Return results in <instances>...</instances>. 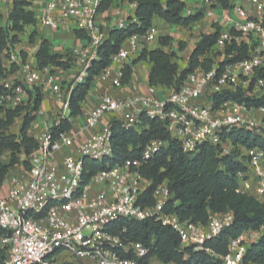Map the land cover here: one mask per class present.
Returning <instances> with one entry per match:
<instances>
[{"label": "built area", "instance_id": "2783aa9c", "mask_svg": "<svg viewBox=\"0 0 264 264\" xmlns=\"http://www.w3.org/2000/svg\"><path fill=\"white\" fill-rule=\"evenodd\" d=\"M100 1L42 0V11L36 16L37 25L58 30L69 22L73 30L81 31L85 36L86 44L66 56L74 63L76 75L70 87L69 84L62 87L57 73H53V66L39 68L35 61L22 60L16 52L9 53L6 59L10 65H16L17 70L14 77L0 81L2 109L23 106L24 96L35 86L41 92L49 90L61 103L52 125L56 127L60 120L67 118L71 89L87 76L89 68L98 59L99 47L108 37V31L98 21ZM249 1L263 13L264 0ZM211 15V12L207 13V16ZM126 25L119 21L115 28ZM223 25L210 52L220 56L212 57V69L198 68L186 77L178 90L169 88L170 92L162 99L151 89L147 94H133L122 100L102 96L86 118L85 127H96L107 114H122V128L139 130L142 114L146 119L163 122L167 133L180 144L187 157L207 144L220 147L219 156L228 155L230 151L226 145L230 141L223 137L234 130L250 131L264 139V117L240 116L238 112L253 110L234 102L224 103L217 109L212 104V97L224 91L239 92L242 98L264 97V78L256 77V72L264 67V28L261 20L251 18L238 6L227 12ZM158 34L156 28L150 27L142 36L133 35L112 56L111 60L121 65L112 82L115 88L122 87L123 66L157 40ZM232 42L237 46L245 44L248 58L218 73L219 62L229 57L225 55V49ZM108 75L109 67L97 77L105 79ZM252 80L254 84L250 88ZM257 87L260 90L255 91ZM49 127L39 137L37 150L26 159L28 168H24V175L9 177L11 188L6 197L0 198L3 264H64L57 261L61 253L76 261L91 259L95 264H137L136 260L144 257L148 249L123 239L125 228L119 234L109 231L119 219L153 220L171 228L178 235L181 248L193 246L195 250H205L203 245L207 240L216 238L231 225L233 216L230 212L210 217L205 226L167 213L165 209L172 195L166 182L154 188L152 205L142 206L144 193L151 182L144 179L141 169L167 146L166 141L152 140L143 147L139 160L125 161L85 179L84 158L102 162L112 156L109 124L78 146L75 154L65 156L58 167L52 166V158L62 149L71 147L72 140L66 133L53 140ZM237 150L236 160L244 169L235 174L236 192L254 196L264 204V153L257 147H237ZM255 233H244L229 240L227 254L218 257L221 264H243L250 244L248 239L254 241Z\"/></svg>", "mask_w": 264, "mask_h": 264}, {"label": "trees", "instance_id": "16d2710c", "mask_svg": "<svg viewBox=\"0 0 264 264\" xmlns=\"http://www.w3.org/2000/svg\"><path fill=\"white\" fill-rule=\"evenodd\" d=\"M34 0H11V11L8 14V25L0 29V81L7 74H13L17 67L10 66L7 71L3 66V53L9 52L14 45L20 42L26 26H35V12L29 9ZM114 0H101L98 12L106 11ZM135 4L134 20L127 21L124 28L108 31V37L98 49V59L93 62L87 72V76L81 83L73 86L70 91L68 105V118L60 120L58 126L52 122L49 131L53 140L59 138L71 130V120L81 116L82 104L88 95L93 80L99 76L111 64L112 56L116 55L127 38L144 35L152 26L153 18L157 17L171 26L186 28L199 22L202 14L181 16L185 10V3L178 0H128ZM222 10L231 12L234 8L232 0H213ZM261 24L264 28V11ZM220 28L214 33L202 35L196 42L190 53L187 66L179 70L178 65L171 60L172 55L165 53L160 48L141 53L122 68L121 84L129 82L132 69L140 61L148 60L151 69L148 74L149 87H166L178 90L186 77L198 68L209 71L213 66L211 49L217 41ZM77 39L85 40L81 31L74 30ZM35 32L30 33L29 42H33ZM171 38L159 37L160 46H167ZM20 58L26 57L20 53ZM225 55L229 56L219 62L218 73H222L227 66L234 65L248 58L247 46H237L235 42L227 45ZM59 54L50 53V43L41 41L36 53L35 64L39 68L46 66L57 67L61 70L70 68V59ZM201 58H204L201 61ZM256 77L264 78V67L256 72ZM252 80L250 88H252ZM71 85V84H70ZM70 85H68L70 87ZM1 91V87H0ZM30 94V102L13 110H4L0 107V189L10 169L20 163L19 154H23V167L28 168L26 159L37 150L36 140L28 136V131L34 121V113L39 109L42 100L41 89L35 87ZM213 108L227 102L244 105L247 110H264L263 98H242L239 92L224 91L212 97ZM22 117L21 124L16 135L8 131L14 120ZM142 126L139 130L124 129L119 121L111 119L112 156L105 161L97 162L87 158L83 159V168L87 172L85 179L99 171L122 165L128 160H139L143 147L152 140L166 141L168 144L161 149L154 158L144 165L141 174L151 183L144 193L142 206L152 205V193L154 188L163 182L167 183L171 199L165 211L175 214L180 220H189L194 224L205 226L209 218L214 215L230 212L233 221L216 238L207 240L203 248L195 250L193 246L180 247L178 235L169 227L162 226L153 220L134 221L119 219L110 228L113 234L121 233L122 228L126 233L123 239H128L141 244L148 249V253L138 258L137 264H221L218 257L227 254L229 240L235 239L244 233L260 232L264 228V204L254 196L237 193L235 174L243 170L242 164L236 160L237 147L245 149L259 148L264 153V139L255 136L250 131L234 130L224 135L228 139L233 150L225 156H219L220 147L202 145L198 152L187 157L182 153L180 144L172 139L165 130L163 122L157 119H146L141 114ZM7 156V162H3ZM4 251L0 250V264H3ZM156 261V263H152ZM243 264H264V232L259 238L249 244Z\"/></svg>", "mask_w": 264, "mask_h": 264}, {"label": "crops", "instance_id": "0c3cea01", "mask_svg": "<svg viewBox=\"0 0 264 264\" xmlns=\"http://www.w3.org/2000/svg\"><path fill=\"white\" fill-rule=\"evenodd\" d=\"M167 0H161L165 3ZM185 3L186 8L181 13V16L186 17L189 15L202 14L203 18L192 24L189 27L182 28L179 26H171L161 19L155 17L152 20V26L157 29L159 37H169L171 41L167 46H160L157 40L145 46L147 51L153 50L155 48H160L167 54L171 55V52L176 53L175 56L172 55L171 60L175 62L179 70L184 69L187 66V61L190 56L191 51L195 47L196 42L200 39L202 35H208L215 32L213 23L217 24L218 28H222L224 25V19L227 11L222 10L219 5L213 1L206 0H178ZM233 6L242 7L245 9L247 14L251 18L262 20L263 13H260L255 5L249 0H232ZM11 0H0V29L7 27L8 14L11 11ZM43 7L42 0H34L29 9L35 12V18L41 13ZM134 10L135 4L130 3L128 0H114L111 6L104 12L99 13L98 21L102 28L106 31L115 29L116 24L119 21L134 20ZM211 12V16H207V13ZM73 27L69 22L60 27L58 30H50L41 27L35 23V26H26L22 35L20 36V42L14 45L9 52L3 53V66L8 71L10 69L9 62L6 59L7 54L16 52L18 54L23 53L26 59L35 61V53L41 43V41L46 40L50 43V53L59 54L65 56L67 49L82 47L86 44L85 40L77 39L73 34ZM35 32L33 42L28 41L30 33ZM182 42V49L179 53L178 44ZM136 57H133L127 61L130 63ZM121 69V65L118 61H112L109 66V75L105 78L95 77L91 88L86 96L85 101L82 104V114L81 116L71 120V130L66 133V135L71 138L72 146L69 148H64L57 152L52 158V166L58 167L61 160L67 156L76 153V149L81 144L87 142L95 134L99 133L103 127L109 124L111 119H115L121 122L124 118L122 114H107L101 120V122L94 128H86L85 121L86 118L92 111L97 107L102 96H110L115 100H122L130 97L133 94H147L149 89L152 93L159 99H162L168 95L170 92L169 88L166 87H152L148 85V74L151 69V63L148 60L140 61L134 65L132 69V74L129 82L122 85L121 88H115L113 86V80L116 78L117 74ZM61 70V69H60ZM76 67L69 68L68 70L59 71L57 70V75L60 80H67L72 78L73 73H75ZM16 71L13 74H7L6 77H14ZM30 94H33L32 90L27 91L24 96V105L26 106L30 102ZM61 107L60 101L49 91L45 90L42 92V100L39 109L34 113V121L32 122L30 129L28 131V136L38 141L39 137L42 135L44 130L51 124L56 112L59 111ZM240 116H252L256 119H262L264 117L263 110H253L248 113H239ZM67 118H68V114ZM22 117H18L14 120L13 125L10 127L8 133L16 135L18 133ZM17 123V130L11 131L14 124ZM20 163L9 170L5 181L0 189V198H4L8 195V191L11 188L9 177L11 176H22L26 171L22 165L24 160L23 154H19ZM3 162H7V156L3 159ZM264 231L255 233L258 235L255 237V242L259 236ZM252 238V237H251ZM253 240V239H252ZM61 253L57 256V261L63 256L66 259L64 264H75V260L69 256H64ZM59 262V261H58Z\"/></svg>", "mask_w": 264, "mask_h": 264}, {"label": "rangeland", "instance_id": "374dc122", "mask_svg": "<svg viewBox=\"0 0 264 264\" xmlns=\"http://www.w3.org/2000/svg\"><path fill=\"white\" fill-rule=\"evenodd\" d=\"M213 27L215 28V29H217V24H215V23H213ZM28 41H29V38H28ZM178 49H179V53L181 52L180 50L182 49V42L181 43H179L178 45ZM78 48V47H77ZM73 49H75V48H73V46H72V48H69V49H67V51H66V54H65V56H67L68 54H69V52L70 51H72ZM171 55H173V56H175L176 55V53H173V52H171ZM211 56L215 59L216 57H218V58H220V56L218 55V53H212L211 54ZM66 58V57H65ZM68 59V58H67ZM72 67H75V65H74V63L71 61L70 62V68H72ZM54 68V70H53V73H57V70H59V71H62V70H60L59 68H57V67H53ZM56 68V69H55ZM77 71V70H76ZM76 71H75V73H73V75H72V78L70 79V78H68L66 81L65 80H61V85H62V87L64 86V85H70L71 83H72V81H73V79H74V77H75V75H76ZM35 88V86H33L32 87V89H34ZM257 90H260V88L259 87H257V88H255V91H257ZM255 95H257V94H255ZM238 113H240V112H238ZM260 119V118H259ZM17 130V123H16V125L14 124V126L12 127V129H11V131H16ZM225 148V147H224ZM226 149H228L230 152L233 150V148H232V146H231V143H228L227 145H226ZM3 159H5V156H4V158ZM262 231H264V228L262 229ZM260 233V232H259ZM258 236V235H257ZM256 236V237H257ZM252 241V239H248V242L250 243ZM64 256H68L67 254H63ZM67 259V258H66ZM66 259L62 256L58 261L59 262H61V263H66ZM152 263H156V261H152ZM75 264H95V262L93 261V260H91V259H83V260H81V261H76L75 260Z\"/></svg>", "mask_w": 264, "mask_h": 264}]
</instances>
